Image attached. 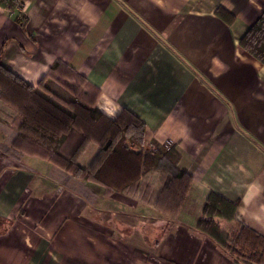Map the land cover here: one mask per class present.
<instances>
[{
  "label": "crops",
  "instance_id": "0c3cea01",
  "mask_svg": "<svg viewBox=\"0 0 264 264\" xmlns=\"http://www.w3.org/2000/svg\"><path fill=\"white\" fill-rule=\"evenodd\" d=\"M262 12L264 0H23L13 13L0 8L4 68L36 88L56 62L68 65L98 90L101 114L143 124L144 144L174 147L192 180L180 212L157 218L158 173L140 180L143 193L149 188L142 197L129 196L73 178L37 153L0 154V264H237L196 224L212 192L236 204L233 222L216 219L223 231L242 225L264 238V65L239 46ZM11 113L0 101V114ZM98 151L88 145L79 166Z\"/></svg>",
  "mask_w": 264,
  "mask_h": 264
},
{
  "label": "trees",
  "instance_id": "16d2710c",
  "mask_svg": "<svg viewBox=\"0 0 264 264\" xmlns=\"http://www.w3.org/2000/svg\"><path fill=\"white\" fill-rule=\"evenodd\" d=\"M23 0H0V8L13 13L22 6ZM15 21L24 26L25 17L17 14ZM240 48L264 65V12L243 35ZM66 75L82 80L95 93L86 103L80 102L79 94L68 87L58 89L49 78ZM63 76V74H62ZM63 91L74 99L65 101ZM98 90L90 88L86 79L68 65L56 62L41 79L36 88L14 76L0 64V101L14 113V129L21 141L41 149V156L50 164L65 171L71 177L104 187L107 191L133 196L147 193L141 179L158 173L163 189L156 192L154 208L165 215L176 216L191 187V177L179 169V155L174 147L165 151H142L145 126L130 122L123 126L112 121L96 109ZM46 110L61 121L66 132L41 118L27 103ZM97 144L98 154L88 168H81L79 159L88 145ZM135 146L133 150L130 146ZM140 185V186H139ZM236 204L216 193H209L202 208V217L196 229L222 246L237 264H264V238L248 228L238 225L230 233L223 231L216 219L233 222Z\"/></svg>",
  "mask_w": 264,
  "mask_h": 264
},
{
  "label": "rangeland",
  "instance_id": "374dc122",
  "mask_svg": "<svg viewBox=\"0 0 264 264\" xmlns=\"http://www.w3.org/2000/svg\"><path fill=\"white\" fill-rule=\"evenodd\" d=\"M66 71L63 70L61 71V75H56L53 76L51 78H49L46 81L52 82L53 86H57V88L60 90L62 88L68 87V89L71 91V89L76 93V95L79 94V101L82 103H86L89 102L92 97L95 95V93L93 91H91L87 86L86 83H84L82 80L73 78V80H71V78H69L68 75H66ZM63 74V76H62ZM69 92L63 91V93L60 91V93L63 95V98L65 101H70L73 100L74 97L73 95ZM29 108H37L38 111H40L41 113H43L45 116H48V118L54 122H58L60 123V126L65 127L61 121H59L58 119H56L52 113L43 110L41 108H38L36 105L32 104L31 102L28 103ZM15 114L11 113V116L9 117V119L7 118V116L1 115L0 117L2 120L6 121L7 118V122H2L0 123V134L1 136L6 140V144L0 145V154L2 155H7L9 157H13V158H17L18 156H20L22 151L28 152V153H34V154H42V151L40 148H38L37 146H33L31 144H28L27 142L21 141L19 139V137H17V133L14 129L15 125H14V120H15ZM40 116V115H39ZM41 118H43L44 116H40ZM66 128V127H65ZM65 130V129H64ZM4 140L2 138H0V144L3 142ZM133 150L135 149V146L133 147L132 145L130 146ZM161 151H165L166 149H159ZM142 151L146 152V151H154L151 149V147L147 146L144 144H142ZM158 212V211H157ZM165 214L158 212V214L156 215L157 218L159 217H163ZM120 216H122V214H120ZM119 215H115L114 219L115 220H119ZM121 221V220H120ZM122 222V221H121ZM5 225V226H4ZM6 227V223L4 221L0 220V232L4 230V228Z\"/></svg>",
  "mask_w": 264,
  "mask_h": 264
},
{
  "label": "clouds",
  "instance_id": "9594fccd",
  "mask_svg": "<svg viewBox=\"0 0 264 264\" xmlns=\"http://www.w3.org/2000/svg\"><path fill=\"white\" fill-rule=\"evenodd\" d=\"M58 7H59V5H58ZM89 22H91V21H87V20L85 21V23H89ZM117 110H118V106H117ZM108 115L114 118L115 115H116V110H114L113 112L108 113Z\"/></svg>",
  "mask_w": 264,
  "mask_h": 264
}]
</instances>
